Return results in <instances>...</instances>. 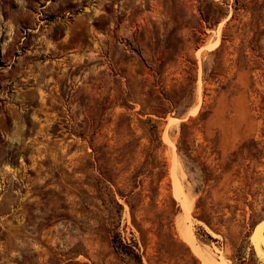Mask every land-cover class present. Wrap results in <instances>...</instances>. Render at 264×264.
Masks as SVG:
<instances>
[{"label": "rangeland", "instance_id": "374dc122", "mask_svg": "<svg viewBox=\"0 0 264 264\" xmlns=\"http://www.w3.org/2000/svg\"><path fill=\"white\" fill-rule=\"evenodd\" d=\"M115 232L142 264H264V0H0V264H138Z\"/></svg>", "mask_w": 264, "mask_h": 264}, {"label": "trees", "instance_id": "16d2710c", "mask_svg": "<svg viewBox=\"0 0 264 264\" xmlns=\"http://www.w3.org/2000/svg\"><path fill=\"white\" fill-rule=\"evenodd\" d=\"M194 120V119H193ZM149 124V127L147 128V140L148 145L146 152L143 156V162L141 163H148L154 170V175L156 180H160L162 176L165 175V166L160 158L159 155V149L163 145L161 142V139L159 137V129H158V122L155 121L152 118H148L146 121ZM190 124L188 121H184L180 125V140H179V150L183 152V154L191 161H197L194 156L190 154V147L188 144H186V137L188 134V129L190 128ZM127 146V142L122 144V148ZM203 170V168H201ZM205 182V181H204ZM203 182V184H204ZM172 205L167 206V212L173 213V216H175L180 208L176 204L175 200L171 198ZM216 213L213 210V207H206L205 206V199L202 195H199L196 199L195 206H194V217L198 220L204 222L207 226H209L210 229L214 231H218L221 226H223V220L218 219L216 217ZM251 226L249 225L247 230L245 231L244 236L248 237L249 232L251 230ZM200 229L202 231L201 235L204 238H207L209 240H214L213 236L207 232L202 226H200ZM112 247L115 250V252L119 254H124L135 260L138 264H142L141 257L138 251V243L137 241L132 237L129 240L123 238L119 232H115L114 235L111 238ZM235 256H233L234 258ZM238 260V264H261L257 258L253 257V255H247L239 254L236 256Z\"/></svg>", "mask_w": 264, "mask_h": 264}, {"label": "bare ground", "instance_id": "6f19581e", "mask_svg": "<svg viewBox=\"0 0 264 264\" xmlns=\"http://www.w3.org/2000/svg\"><path fill=\"white\" fill-rule=\"evenodd\" d=\"M176 188V187H175ZM185 203V202H184ZM258 231V230H257ZM256 231V232H257ZM188 237V236H187ZM192 243H193V246H194V249H195V247L197 248V246H196V244L192 241ZM198 249V248H197ZM199 250V249H198ZM197 251V250H196ZM205 264H209V261L208 260H205Z\"/></svg>", "mask_w": 264, "mask_h": 264}]
</instances>
